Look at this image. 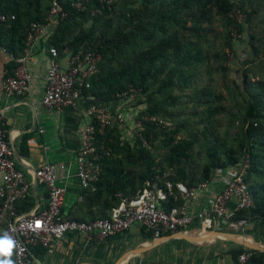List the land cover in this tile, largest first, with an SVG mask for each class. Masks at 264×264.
I'll return each mask as SVG.
<instances>
[{
  "label": "trees",
  "instance_id": "trees-1",
  "mask_svg": "<svg viewBox=\"0 0 264 264\" xmlns=\"http://www.w3.org/2000/svg\"><path fill=\"white\" fill-rule=\"evenodd\" d=\"M51 1L0 0V13L14 16L0 26V44L13 58L25 48L26 28L44 21ZM59 2L66 16L40 48L54 47L60 58L80 50L98 53L82 97L97 105L120 102L125 118L124 123L113 118L102 133L93 123L99 176L81 189L74 216H64L86 222L108 218L122 199L154 183L166 191V182L172 194L161 205L169 212L183 203L176 184L197 188L247 164L243 180L252 206L236 211L233 220H246L243 234L264 244V0H86L82 11L71 9L69 0ZM243 38L247 56L232 78L231 60ZM15 67L11 61L5 78ZM131 92L129 102L118 97ZM131 128L135 133L129 136ZM32 208L31 195L16 203L18 214ZM5 225L4 219L0 264H14V248L3 239ZM221 244L229 246L217 253L231 262L248 254L245 264H264V252ZM43 250L33 247L30 253Z\"/></svg>",
  "mask_w": 264,
  "mask_h": 264
},
{
  "label": "built area",
  "instance_id": "built-area-1",
  "mask_svg": "<svg viewBox=\"0 0 264 264\" xmlns=\"http://www.w3.org/2000/svg\"><path fill=\"white\" fill-rule=\"evenodd\" d=\"M70 8L82 11L86 0H69ZM98 13V10L91 14ZM66 16V12L59 0H52L43 22L31 23L25 30V48L21 54L12 58L16 67L13 75L1 83V89L7 96L24 97L30 90L31 76L27 70V62L31 57L34 46L49 34H52L57 23ZM14 16L7 17L0 13V26ZM49 63L44 75V90L41 104L46 109H61L75 107L82 97L83 91L89 87L88 78L93 76L100 62V55L95 52L78 51L65 58H60L58 51L51 47L48 50ZM129 102L134 98L133 92L118 95ZM88 121L79 128V146L76 157V177L81 189L87 188L97 181L100 166V155L94 148V122L99 124L102 133L109 126L112 119L124 122L121 112L113 115L106 105H91L86 110ZM153 120V119H152ZM140 127V122L138 126ZM39 133L43 129L39 128ZM46 150V148H45ZM247 164L242 168L228 172L220 179L221 189L215 193L210 201L209 210L193 216L189 213V203L198 188H207L210 182L200 184L198 188H187L183 184H176L183 203L178 208L166 212L161 205L167 195L172 194V184L165 183L164 191L154 183L151 188L144 189L129 200L122 199L113 208L110 216L94 221H80L68 219L62 212L66 188L57 183L53 166L46 162L33 172L36 184L44 186L47 193V205L44 209L18 214L16 203L30 194V184L16 168L11 148L6 140V133L0 126V222L6 217L4 242L14 248V264H31L30 248L40 247L49 249L66 235L80 237L83 247L94 241H102L108 237L126 232L133 224L139 225L145 232L151 233L153 239H159L177 233L188 232V227L197 219L204 230L216 229L218 225L244 233L248 227L246 220H233L238 210L252 206V194L243 180ZM165 174V176H167ZM235 199L232 209L228 206ZM27 214V215H26ZM217 230V229H216ZM249 255L241 254L231 264H245Z\"/></svg>",
  "mask_w": 264,
  "mask_h": 264
},
{
  "label": "crops",
  "instance_id": "crops-1",
  "mask_svg": "<svg viewBox=\"0 0 264 264\" xmlns=\"http://www.w3.org/2000/svg\"><path fill=\"white\" fill-rule=\"evenodd\" d=\"M39 44L34 46L27 62L31 79L30 90L24 97L7 96L1 89V83L8 78L5 77L13 57L0 44V126L6 133V140L12 154L13 146L23 164L16 163V168L30 184L29 195L33 197L34 208L36 202L40 210L47 205V193L44 186L37 183L35 190L33 189V172L48 162L55 170L57 183L66 188L62 212L70 217L74 209H78L76 204L81 199V187L76 177L78 130L87 123L86 110L93 104L87 98L81 97L75 107L46 109L42 106L44 75L48 68L49 54L47 50H42ZM107 108L117 114L121 112L118 110L122 106L118 102L108 105ZM39 128H42L44 132L39 133ZM226 174L216 175L207 188L197 187L188 206L191 215L197 216L209 210L213 193L221 189L220 179ZM235 203L236 200L233 199L228 208L232 209ZM192 225H198L196 227L201 228L200 221L197 219ZM142 230L139 225L133 224L126 232L112 235L102 241H94L85 248L80 237L66 235L49 249L37 253V256L31 255V258L33 264L37 262L40 264H115L123 255L134 249L144 248L153 240V238L145 239V233ZM193 236L200 241L206 239V235L198 232L193 233ZM168 242L138 255H129L120 264H231V258L228 255L220 256L217 253L221 249V246H217L219 242L197 243L194 246L200 247L201 250L193 251V253L190 250L185 255L183 251L176 249L173 252L174 256L167 257L166 254H162V248ZM221 245L227 247L226 244ZM190 253L195 254V257H189ZM211 254L215 255L211 256ZM103 256H106L107 261H102Z\"/></svg>",
  "mask_w": 264,
  "mask_h": 264
},
{
  "label": "water",
  "instance_id": "water-1",
  "mask_svg": "<svg viewBox=\"0 0 264 264\" xmlns=\"http://www.w3.org/2000/svg\"><path fill=\"white\" fill-rule=\"evenodd\" d=\"M97 105V104H93ZM13 150V158L15 162L19 165H23L22 162L20 161L16 151H14V147L12 146ZM36 188V180L34 179V184H33V189L35 190ZM35 208L34 211H37L38 209V204L37 202L35 203ZM27 215V214H26ZM198 232L199 234H204L210 238H214L213 243L217 242H230L232 244H235L237 246L244 247L246 249L252 250V251H259V252H264V244L256 242L251 236L244 235V234H239L235 232H222L216 229H211V230H204L202 228L193 230V231H188V232H183V233H177V234H172L168 236H163L159 239H153L151 240L144 248H137L132 250L131 252L127 253L126 255H123L115 264H120L125 258H127L129 255H138L140 253H143L145 251H148L150 249H154L160 244L170 241V240H175V239H180V240H186L189 241L193 245H197V242L193 240L192 235L193 233ZM245 238H250L251 242L246 241ZM31 256V253H30ZM37 264H40L37 262Z\"/></svg>",
  "mask_w": 264,
  "mask_h": 264
},
{
  "label": "rangeland",
  "instance_id": "rangeland-1",
  "mask_svg": "<svg viewBox=\"0 0 264 264\" xmlns=\"http://www.w3.org/2000/svg\"><path fill=\"white\" fill-rule=\"evenodd\" d=\"M220 28V26H219V24L218 23H215V29H219ZM243 43H239V44H241L240 45V47H238V52H237V56H236V58H234L233 60H231L232 61V64H233V70H232V73L230 74V76L232 77V78H237L238 77V75L235 73V69H237L238 68V66H239V62H241V60H244L245 58H246V54L245 53H243L244 52V42H245V39L243 38ZM233 57H231V59H232ZM237 58L239 59V60H237ZM239 61V62H238ZM219 90H221L222 91V89L219 87ZM222 93L224 94V92L222 91ZM225 95V94H224ZM223 104H225V103H223ZM220 118H221V120L219 121L220 123L222 122V121H224L223 119H222V116H220ZM134 124H135V126L137 127L138 126V122H134ZM128 132H129V136H131V135H133L134 133H135V130H134V128H131L130 130H128ZM199 162V161H198ZM18 167H19V165H18ZM192 167H196V169L198 168L197 167V163L196 162H193L192 163ZM54 174H55V170H54ZM56 176V175H55ZM196 226H198V225H196ZM196 226H193V225H191L190 227H188V231H193V230H197L198 228L196 227ZM217 230H219V231H222V232H224L225 231V229L221 226V225H218L217 226V228H216ZM239 233H242V232H240L239 231ZM220 244H221V241L219 242ZM215 244V243H214ZM164 247L162 248L163 249V251H162V254H166V256L167 257H171V256H174L175 254L173 253V252H175L176 251V249H179V250H181V251H183V254L185 255L187 252H189L190 250H192L191 252L193 253V251H196V252H198V250H201L200 249V247H195L193 244H191L189 241H186V240H180V239H175V240H171V241H169L167 244H164L163 245ZM221 247L222 248H225V249H223V250H226V248L228 247H226L225 245H221ZM201 253H202V251H201ZM182 254V255H183ZM212 255H214V254H211V256ZM191 256H194L195 257V254H189V257H191ZM200 256H201V254H200ZM121 257V256H120ZM103 259H102V261H107L106 260V256H103L102 257ZM201 258H203V257H201Z\"/></svg>",
  "mask_w": 264,
  "mask_h": 264
},
{
  "label": "bare ground",
  "instance_id": "bare-ground-1",
  "mask_svg": "<svg viewBox=\"0 0 264 264\" xmlns=\"http://www.w3.org/2000/svg\"><path fill=\"white\" fill-rule=\"evenodd\" d=\"M192 238H193V240H195L197 243H207V242H213V241H214V238H210V237H208V236H206V239H205V240H202V241H200V240H196L195 236H193ZM245 240L251 242V239H250V238H245Z\"/></svg>",
  "mask_w": 264,
  "mask_h": 264
}]
</instances>
